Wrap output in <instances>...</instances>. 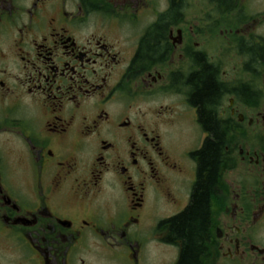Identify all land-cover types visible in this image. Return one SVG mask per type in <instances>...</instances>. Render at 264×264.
<instances>
[{
	"label": "flooded vegetation",
	"instance_id": "1",
	"mask_svg": "<svg viewBox=\"0 0 264 264\" xmlns=\"http://www.w3.org/2000/svg\"><path fill=\"white\" fill-rule=\"evenodd\" d=\"M207 142L199 263L264 264V0H0V264H177Z\"/></svg>",
	"mask_w": 264,
	"mask_h": 264
},
{
	"label": "trees",
	"instance_id": "2",
	"mask_svg": "<svg viewBox=\"0 0 264 264\" xmlns=\"http://www.w3.org/2000/svg\"><path fill=\"white\" fill-rule=\"evenodd\" d=\"M208 74L205 73L207 78H210ZM214 93L212 81L208 79L204 83V90L198 93L197 99L208 102L212 100ZM208 123L215 130L213 122L209 120ZM216 137L219 138L217 132ZM199 154L201 170L206 177L200 176L191 205L180 216L169 221L172 239L178 242L176 245L180 251L177 264H200L199 257L203 252L208 224V195L215 183L219 150L214 143L207 142Z\"/></svg>",
	"mask_w": 264,
	"mask_h": 264
},
{
	"label": "rangeland",
	"instance_id": "3",
	"mask_svg": "<svg viewBox=\"0 0 264 264\" xmlns=\"http://www.w3.org/2000/svg\"><path fill=\"white\" fill-rule=\"evenodd\" d=\"M153 251H155L154 255L156 254L158 261H159L160 258H163L165 260H169V257H170V254L169 253H164L163 255H160L159 254V251H156V250H153ZM175 257H176V255H175V253H173L172 261L175 260Z\"/></svg>",
	"mask_w": 264,
	"mask_h": 264
}]
</instances>
